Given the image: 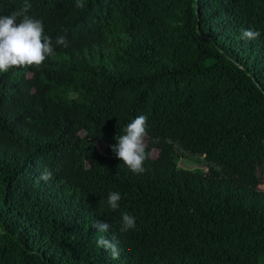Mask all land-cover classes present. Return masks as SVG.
I'll return each instance as SVG.
<instances>
[{
  "label": "trees",
  "instance_id": "1",
  "mask_svg": "<svg viewBox=\"0 0 264 264\" xmlns=\"http://www.w3.org/2000/svg\"><path fill=\"white\" fill-rule=\"evenodd\" d=\"M28 2L55 54L0 73V264H264V0ZM138 115L143 173L110 147Z\"/></svg>",
  "mask_w": 264,
  "mask_h": 264
},
{
  "label": "clouds",
  "instance_id": "2",
  "mask_svg": "<svg viewBox=\"0 0 264 264\" xmlns=\"http://www.w3.org/2000/svg\"><path fill=\"white\" fill-rule=\"evenodd\" d=\"M84 6L83 0H76L75 7ZM30 8L31 4L25 0L23 7L18 11H14L11 15L0 16V73H5L13 67L39 68L46 58L55 54L52 38L44 34L42 21L27 14ZM18 17L19 22H17ZM259 36V31L251 29L242 33V38L246 40H255ZM55 45L68 47V41L60 36L55 40ZM146 125L145 115L136 116L124 129L125 134L116 136L117 142L110 146L114 155L133 173L145 171L143 165L149 155L145 145ZM52 178L51 169L45 168L40 174V179L45 182ZM120 199L119 192H110L107 204L112 210H116ZM92 227L98 229L99 233H106L109 225L96 221ZM135 227V217L127 212L122 213L120 231L127 232ZM96 243L98 247L110 252L112 259H119L120 250L114 238L109 240L105 235H100Z\"/></svg>",
  "mask_w": 264,
  "mask_h": 264
},
{
  "label": "rangeland",
  "instance_id": "3",
  "mask_svg": "<svg viewBox=\"0 0 264 264\" xmlns=\"http://www.w3.org/2000/svg\"><path fill=\"white\" fill-rule=\"evenodd\" d=\"M30 68H31V71H33L34 67H30ZM31 91H33V90H31ZM31 91H29V92H31ZM173 151H174V154H176V155L179 156V158H180L179 159V165L181 167L188 168V169L205 168L204 163H202V162H200V163L199 162H195V160H197V159L194 156L188 155V153L187 152H184V150H182L181 148L174 147L173 148ZM160 153L161 152L159 150H154L152 152V156L153 157H157ZM259 172L261 173L262 178L264 179V169L263 170H260L259 169ZM128 194H129V191H122L121 192L122 197H125Z\"/></svg>",
  "mask_w": 264,
  "mask_h": 264
}]
</instances>
